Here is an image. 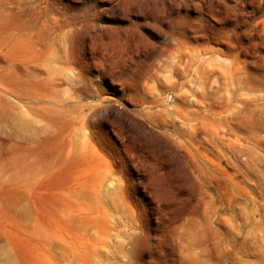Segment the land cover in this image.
<instances>
[{
    "label": "rangeland",
    "instance_id": "rangeland-1",
    "mask_svg": "<svg viewBox=\"0 0 264 264\" xmlns=\"http://www.w3.org/2000/svg\"><path fill=\"white\" fill-rule=\"evenodd\" d=\"M0 264H264V0H0Z\"/></svg>",
    "mask_w": 264,
    "mask_h": 264
}]
</instances>
